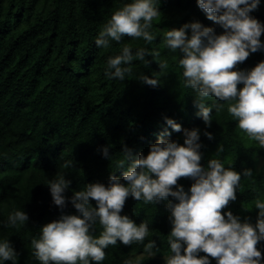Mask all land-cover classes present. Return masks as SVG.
Listing matches in <instances>:
<instances>
[{
	"label": "trees",
	"instance_id": "1",
	"mask_svg": "<svg viewBox=\"0 0 264 264\" xmlns=\"http://www.w3.org/2000/svg\"><path fill=\"white\" fill-rule=\"evenodd\" d=\"M122 2L0 0V222H6L8 214L17 208L29 216L23 227L0 223V239L11 241L18 252L17 264H39L31 243L38 239L39 227L58 218L61 211L76 212L67 199L63 209L55 205L45 184L64 170V162L73 161L72 168L64 170L65 178L71 181L65 191L67 198L87 183L106 184L115 160L121 158L122 144L133 155L146 154L165 129V138L182 144L183 133L172 130L165 116L182 128H206L196 115L193 91L183 83L179 53L165 46L163 33L193 20L218 33L222 29L207 19L196 0H159L161 15L152 29L157 37L147 45L159 54L146 56V65L134 60L131 77L109 79L104 74L109 56L118 54L124 44L133 49L145 44L142 38L125 37L107 49L94 45L99 30ZM252 15L264 23V0ZM260 60H264V50L251 53L238 67L251 68ZM141 72L159 77L160 83L155 87L145 84L135 77ZM220 103L223 107L214 110L211 127L206 129L212 138L201 131L200 163L206 165L212 156L237 171L253 170L252 176L242 177L237 199L226 207L254 223L257 209L245 208L253 206L258 196L264 198V148L239 129L227 111L228 102ZM105 145H111L112 161L101 154L100 148ZM217 148L222 149L218 156ZM114 174L120 176L118 170ZM177 182L187 191L193 181L181 177ZM90 202L95 206L91 198ZM165 204L164 200L145 204L131 196L125 201L122 214L136 223L149 220L153 232L149 238L161 248L143 264H164V254L169 251L166 236L171 224ZM257 247L264 256V241ZM105 251L102 264H123L125 257L143 255L141 245L119 241ZM209 259L216 264L215 258Z\"/></svg>",
	"mask_w": 264,
	"mask_h": 264
},
{
	"label": "clouds",
	"instance_id": "2",
	"mask_svg": "<svg viewBox=\"0 0 264 264\" xmlns=\"http://www.w3.org/2000/svg\"><path fill=\"white\" fill-rule=\"evenodd\" d=\"M260 3L261 0H196L221 32L198 20L167 28L163 33L165 46L179 53L177 62L183 83L193 91L196 115L206 128H182L165 116V123L172 130L183 133L182 144L165 138L167 129L149 145L146 154L133 155L122 144L121 158L115 160L106 184L87 183L67 198L65 191L71 181L65 178L64 170L71 169L73 161L64 162V170L48 178L45 184L55 205L63 209L67 199L76 212L61 211L58 218L39 227L38 239L31 242L39 264H102L105 250L118 241L143 247V255L125 257L123 264H143L155 256L161 248L149 238L153 235L150 221L136 223L122 214L129 196L145 204L166 201L171 229L166 236L169 251L164 254V264H211L209 257L215 258L216 264H264V256L257 247L264 241V198L258 196L253 206L245 208L257 209L254 223L226 207L237 199L242 177L252 176L253 170L237 171L212 156L202 165L199 143L201 131L212 138L206 129L211 127L213 112L223 107L220 102H228L227 111L239 129L264 148V60L251 68L238 67L251 53L264 50V23L252 15ZM158 4L159 0H123L99 30L94 39L97 48L107 49L112 42L120 43L125 37L142 38L145 42L135 49L124 44L118 54L108 57L104 74L109 79L123 81L132 76L134 60L146 65V56L159 54L147 47L157 37L152 29L161 15ZM135 77L152 87L160 83L159 77L143 72ZM110 147L101 146L100 151L112 161ZM220 151L217 148V156ZM117 170L126 183L114 174ZM181 177L193 181L187 191L177 182ZM28 220V214L17 208L8 214L6 222L0 223L4 227H23ZM201 252L207 255H200ZM17 256L11 241L0 239V264H17Z\"/></svg>",
	"mask_w": 264,
	"mask_h": 264
}]
</instances>
